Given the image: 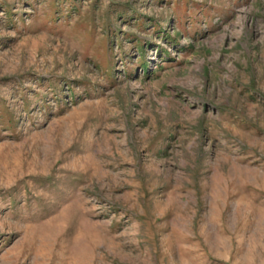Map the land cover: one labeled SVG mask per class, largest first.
Segmentation results:
<instances>
[{"label":"rangeland","instance_id":"1","mask_svg":"<svg viewBox=\"0 0 264 264\" xmlns=\"http://www.w3.org/2000/svg\"><path fill=\"white\" fill-rule=\"evenodd\" d=\"M0 264H264V0H0Z\"/></svg>","mask_w":264,"mask_h":264}]
</instances>
